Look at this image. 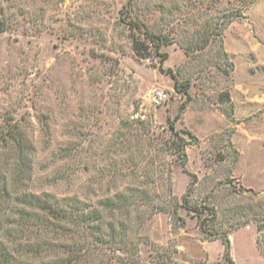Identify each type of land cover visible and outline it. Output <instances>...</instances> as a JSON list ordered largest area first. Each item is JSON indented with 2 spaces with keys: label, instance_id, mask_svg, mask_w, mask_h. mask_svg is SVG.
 <instances>
[{
  "label": "rangeland",
  "instance_id": "374dc122",
  "mask_svg": "<svg viewBox=\"0 0 264 264\" xmlns=\"http://www.w3.org/2000/svg\"><path fill=\"white\" fill-rule=\"evenodd\" d=\"M0 21V127L23 143H0L13 263L218 264L226 237L233 264H264V0H0ZM132 22L167 38L165 61Z\"/></svg>",
  "mask_w": 264,
  "mask_h": 264
},
{
  "label": "trees",
  "instance_id": "16d2710c",
  "mask_svg": "<svg viewBox=\"0 0 264 264\" xmlns=\"http://www.w3.org/2000/svg\"><path fill=\"white\" fill-rule=\"evenodd\" d=\"M133 24H134L133 26L134 30L140 29V31L143 33V35L145 36V40H147L146 43L148 42L152 46V51L159 58L160 63L165 61L167 59V54L161 53L160 49L162 45L168 43L167 38L159 37L158 35L151 33L144 24H141L139 22H135ZM1 25L3 24L0 21V26ZM2 28L3 26H1V29ZM132 45H133L134 52L139 58L144 59V58H149L151 56L152 52L149 50L147 46L143 47V42L138 40V38L135 37L133 39ZM186 86L187 85H183L182 90L180 91L184 95L186 94ZM174 88L175 89L177 88L176 83L174 85ZM169 128L172 132V135L178 141L176 144L177 152L181 156H177L176 160L183 167L186 164V156L184 153L185 146L190 144V142H186V140L179 134V132L175 130L173 122L170 123ZM192 139L193 138H191V141ZM11 142L15 144L12 146V148L15 149V152L20 153L22 150L23 143H22V137L20 135V132L18 131V128L16 126H13L7 130H4L3 128L0 127V143L9 144ZM31 199L33 201L39 200V198L37 197L35 198L34 196ZM45 202H48V204L47 206L46 205L42 206V208L48 211L49 213H51L53 218L56 217L58 221H66V220L73 221L76 218L74 214H77L78 213L77 211L79 210L76 206L74 207L71 206L68 208V210L64 209L63 207L58 206L56 203L51 204V202H49L47 199H45ZM187 209L195 213L197 217L201 218L199 220V229L201 233L209 237H212L215 234H217V233L212 232L213 228H211V224L210 225L208 224V222H214L215 220L216 214L213 209L207 208L205 206H195V205L188 206ZM83 217L84 216L81 214V218H80L81 221L83 220ZM47 223H48L47 228L55 227L56 230L60 229V226L58 227L57 225L51 222H47ZM222 243L224 246V251L222 255V261L218 262V264H233L232 258L229 253V240L226 237H223ZM0 264H15L13 263L11 256L5 252V250L3 249L1 245H0ZM47 264H68V262L61 259L59 261L56 260L54 262H50Z\"/></svg>",
  "mask_w": 264,
  "mask_h": 264
},
{
  "label": "built area",
  "instance_id": "2783aa9c",
  "mask_svg": "<svg viewBox=\"0 0 264 264\" xmlns=\"http://www.w3.org/2000/svg\"><path fill=\"white\" fill-rule=\"evenodd\" d=\"M168 94L163 90H155L149 97V102L153 106H158L168 100ZM132 120H144L145 116L141 113H134L131 116Z\"/></svg>",
  "mask_w": 264,
  "mask_h": 264
}]
</instances>
